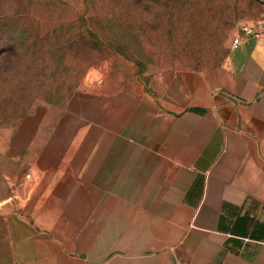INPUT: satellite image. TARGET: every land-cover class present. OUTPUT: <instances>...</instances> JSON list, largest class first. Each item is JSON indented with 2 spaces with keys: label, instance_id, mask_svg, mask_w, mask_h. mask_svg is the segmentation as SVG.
I'll use <instances>...</instances> for the list:
<instances>
[{
  "label": "crops",
  "instance_id": "1",
  "mask_svg": "<svg viewBox=\"0 0 264 264\" xmlns=\"http://www.w3.org/2000/svg\"><path fill=\"white\" fill-rule=\"evenodd\" d=\"M85 91L53 134L68 147L41 149L38 189L0 210V264H264V33L214 74L106 75Z\"/></svg>",
  "mask_w": 264,
  "mask_h": 264
},
{
  "label": "rangeland",
  "instance_id": "2",
  "mask_svg": "<svg viewBox=\"0 0 264 264\" xmlns=\"http://www.w3.org/2000/svg\"><path fill=\"white\" fill-rule=\"evenodd\" d=\"M43 1L0 0V11L21 12L25 17L15 25L22 26L23 32L30 30V17H44L38 25L37 43L30 34L17 33L10 42L24 46L15 55L0 56V210L5 200L18 201L32 188L38 189L31 173L41 149L68 147V141L64 146L53 134L59 120L73 112L75 100H90L87 85L104 84L106 75L146 82L150 75L171 69L214 74L223 66L231 41L242 27L264 28V0H154L152 12L143 0L138 20L127 9V0ZM50 15L62 24L47 22ZM85 28L95 36L86 34ZM56 44L71 49H65L66 54L51 53ZM93 73L101 77L91 78ZM70 88L66 102L53 103ZM30 101L35 103L28 114L10 123L16 108ZM25 122L34 124L28 127V152L16 157L9 152L10 137ZM6 244L7 229L0 217V252Z\"/></svg>",
  "mask_w": 264,
  "mask_h": 264
},
{
  "label": "trees",
  "instance_id": "3",
  "mask_svg": "<svg viewBox=\"0 0 264 264\" xmlns=\"http://www.w3.org/2000/svg\"><path fill=\"white\" fill-rule=\"evenodd\" d=\"M145 1V0H144ZM3 1H1L2 3ZM44 2V1H43ZM51 1L50 0H46L44 3L45 4H49ZM143 0H127V9L132 10L135 12V15L133 17L136 18L137 20L140 18L141 16V12H143L142 10V5H143ZM153 4H154V0H147V7L149 11H153ZM52 8L49 6V9ZM53 10V9H51ZM131 15V14H130ZM25 17L22 16L21 12H9V10L6 9H1L0 11V56L1 55H15L16 53H18V51H20V49L24 46V44L22 43H12L10 42V40L12 39V37L16 36L17 33L18 35L22 33H25L27 35H31L34 39V42L36 40H38L40 38L41 35V31H39L38 29V25L39 23L44 20V17L41 18L40 15L37 16H33L29 18L30 21V30H26L25 32L21 31L23 30L22 26L21 27H15V25L17 24V22L19 21H24ZM54 21H59L60 24H62V22L60 21L59 18H53L52 15L49 16V19H47V22H49L50 24ZM130 21H128L129 23ZM13 26V28L11 27ZM135 26V27H134ZM134 26H132V28L137 29V22L134 24ZM89 30H87V28H85L86 31H88V33L86 32V34H88L89 36H95L94 32L92 29L88 28ZM20 31V32H19ZM52 33H55V31H52ZM85 34V31H83L82 35L80 34V37L83 38ZM38 37V39H37ZM37 43V42H35ZM58 44L54 45L52 48L51 47V53L52 52H65V54L67 53L65 51V49L70 50L71 48L65 47L64 44ZM63 55V53H62ZM73 88H70L67 90V92L65 94H61L60 96H58V98L55 100V103H64L67 101L69 95L71 94ZM3 101V96H1L0 93V102ZM35 102H28V104H26V106L21 107V108H16V112L15 114L12 116L10 123H18L24 116H26L29 112V109L34 105ZM1 114V112H0Z\"/></svg>",
  "mask_w": 264,
  "mask_h": 264
},
{
  "label": "built area",
  "instance_id": "4",
  "mask_svg": "<svg viewBox=\"0 0 264 264\" xmlns=\"http://www.w3.org/2000/svg\"><path fill=\"white\" fill-rule=\"evenodd\" d=\"M264 28H251V27H242L241 28V32L238 33L234 38L233 40L231 41V47H235L239 42L240 40L242 39V37H247V36H250V35H259L261 33H264L263 32Z\"/></svg>",
  "mask_w": 264,
  "mask_h": 264
}]
</instances>
